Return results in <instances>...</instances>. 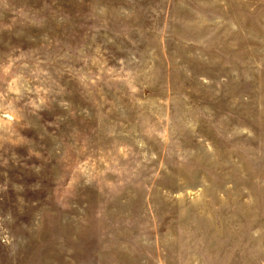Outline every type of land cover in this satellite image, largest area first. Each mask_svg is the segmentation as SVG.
I'll return each mask as SVG.
<instances>
[{"label": "rangeland", "instance_id": "1", "mask_svg": "<svg viewBox=\"0 0 264 264\" xmlns=\"http://www.w3.org/2000/svg\"><path fill=\"white\" fill-rule=\"evenodd\" d=\"M0 264H264V0H0Z\"/></svg>", "mask_w": 264, "mask_h": 264}]
</instances>
